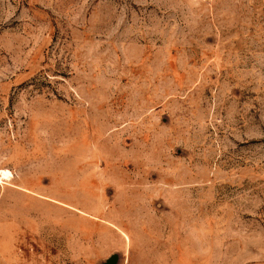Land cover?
Masks as SVG:
<instances>
[{"label": "rangeland", "instance_id": "rangeland-1", "mask_svg": "<svg viewBox=\"0 0 264 264\" xmlns=\"http://www.w3.org/2000/svg\"><path fill=\"white\" fill-rule=\"evenodd\" d=\"M0 264H264V0H0Z\"/></svg>", "mask_w": 264, "mask_h": 264}, {"label": "bare ground", "instance_id": "bare-ground-1", "mask_svg": "<svg viewBox=\"0 0 264 264\" xmlns=\"http://www.w3.org/2000/svg\"><path fill=\"white\" fill-rule=\"evenodd\" d=\"M4 174H5V175H9V172L6 171Z\"/></svg>", "mask_w": 264, "mask_h": 264}]
</instances>
